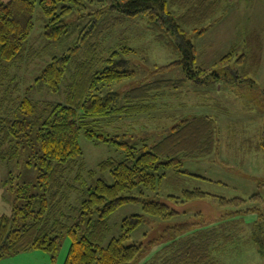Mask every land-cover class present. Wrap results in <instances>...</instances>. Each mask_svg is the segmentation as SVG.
<instances>
[{
	"label": "trees",
	"instance_id": "trees-1",
	"mask_svg": "<svg viewBox=\"0 0 264 264\" xmlns=\"http://www.w3.org/2000/svg\"><path fill=\"white\" fill-rule=\"evenodd\" d=\"M39 3L46 38L63 44L77 34L62 54H53L35 83L39 90L59 92L62 84L69 81L68 103L50 101L42 105L27 95L14 98V84H8L0 96V159L15 158L36 124L42 144L35 163L37 181L19 186L12 211L0 216V258L35 248L47 250L55 257L62 238L69 235L71 245L65 264H140L138 258L149 245L127 240L144 222V216L133 214L124 218L121 235L104 246L101 242L109 231L110 215L124 204L139 201L152 215H177L178 210L168 203L146 195L150 190L158 197L164 180L178 177L171 171L190 175L183 169L184 158L206 157L217 151L218 126L211 115H189L166 128L159 140L146 139L141 145H134L126 140L127 133L110 134L97 125L100 118L149 110L148 103L161 90L179 89L188 80L207 82L220 77L215 69L197 64L198 50L187 27L197 34L206 32L213 23L210 22L217 20L221 0H100L101 6L94 9L85 0ZM36 6L37 0L0 3V67L6 73L8 66L42 53L27 46L35 27ZM170 7L183 10L181 19ZM75 8L78 16L68 22L66 16ZM142 17L161 43L181 55L165 67L182 63L186 76L142 82L120 93L111 85L137 75L128 58L137 49L122 45L105 57L102 41L113 27ZM82 132L89 139L120 146V157L107 158L97 168L87 169L90 179L97 169L110 170L112 183L102 178L88 180L81 171L73 179L69 177L72 164L84 154L80 144ZM254 146L264 150V129ZM258 184L263 190L249 197L227 198L200 188H183L181 194H172L182 202L211 197L226 210L209 222L197 212L193 218L168 228L171 237L141 264H216L215 254L239 241V226L247 223L245 216L251 213L256 215L250 222L252 239L264 255V178ZM162 238L165 236L149 243Z\"/></svg>",
	"mask_w": 264,
	"mask_h": 264
},
{
	"label": "rangeland",
	"instance_id": "rangeland-1",
	"mask_svg": "<svg viewBox=\"0 0 264 264\" xmlns=\"http://www.w3.org/2000/svg\"><path fill=\"white\" fill-rule=\"evenodd\" d=\"M3 1L6 0H0V3ZM39 1L35 12V27L27 46L36 53H42L33 55L24 63L8 66L7 73L0 67V96L8 84H14V98L27 95L42 105L50 101L68 103L66 84L69 81L62 84L59 92L39 90L35 83L36 77L52 61L53 54H62L77 34L63 44L46 38ZM85 1L90 9L101 6L100 0ZM170 8L181 19L183 10ZM77 16L75 8L74 12L66 16V20L72 22ZM210 23L212 25L203 34L195 33L190 27L187 30L198 50L197 64L215 69L220 74L219 78L212 77L207 82L188 80L179 89L161 90L157 93L158 97L148 103L149 110L134 115L122 113L100 118L97 125L110 134L127 133L126 140L134 145H141L146 139L159 140L166 128L189 115L209 114L215 118L218 126L220 144L217 151L206 157L184 158L183 169L190 175H179L171 171V174L178 177L172 176L173 181L166 178L158 197L150 190L146 195L168 203L178 210L177 215L171 218L152 215L145 211L142 201L124 204L110 215V228L101 242L104 246L112 238L121 235L124 218L133 214L144 216V222L127 240V243L149 245L138 258L140 264L149 260L165 245V241L171 237L168 228L193 218L197 212L209 222L226 210L218 200L211 197L182 202L171 197L172 194H181L183 188H200L210 194L233 198L249 197L263 190L258 181L264 178V151H257L254 145L264 129V0H221L217 20L213 19ZM102 42V54L105 57L122 45L137 49L128 57L137 75L111 85V89L120 93L142 82L181 79L186 76L182 63L165 67L180 59L181 55L157 39L146 18L134 22L125 21L113 27L105 34ZM71 65L73 68L74 60ZM38 128L39 124H36L28 142L15 158L0 159V216L12 211L19 186L37 181L38 168L35 163L42 148ZM80 144L84 154L78 162L72 164L69 177L73 179L81 171L82 176L88 180L102 178L112 183L110 170L97 169L94 178L90 179L87 169L97 168L99 162L107 158L120 157V146L113 142L89 139L85 132L80 136ZM136 192L139 193V190ZM76 198L74 196V200ZM255 218L256 215L252 213L245 216L247 223L239 226V241L217 252L216 264H264V255L259 252L251 234L250 222ZM162 235L165 238L149 243ZM70 245L71 238L65 235L55 257L47 250L35 248L4 256L0 258V264H65Z\"/></svg>",
	"mask_w": 264,
	"mask_h": 264
},
{
	"label": "crops",
	"instance_id": "crops-1",
	"mask_svg": "<svg viewBox=\"0 0 264 264\" xmlns=\"http://www.w3.org/2000/svg\"><path fill=\"white\" fill-rule=\"evenodd\" d=\"M207 115H209V114H207ZM257 151H264V150H257Z\"/></svg>",
	"mask_w": 264,
	"mask_h": 264
}]
</instances>
